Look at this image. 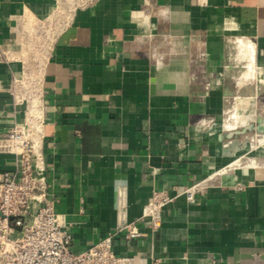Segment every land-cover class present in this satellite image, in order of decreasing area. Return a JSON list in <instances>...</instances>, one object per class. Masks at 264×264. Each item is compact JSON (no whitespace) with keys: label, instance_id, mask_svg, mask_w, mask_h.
Listing matches in <instances>:
<instances>
[{"label":"crops","instance_id":"obj_1","mask_svg":"<svg viewBox=\"0 0 264 264\" xmlns=\"http://www.w3.org/2000/svg\"><path fill=\"white\" fill-rule=\"evenodd\" d=\"M239 38L254 43L261 87L264 0H0V131L25 115L15 79L38 75L42 161L76 250L123 216L142 234H116L131 264H264V160L241 165L225 144ZM17 163L0 145V173ZM205 178L160 229L142 218L154 190Z\"/></svg>","mask_w":264,"mask_h":264},{"label":"built area","instance_id":"obj_2","mask_svg":"<svg viewBox=\"0 0 264 264\" xmlns=\"http://www.w3.org/2000/svg\"><path fill=\"white\" fill-rule=\"evenodd\" d=\"M205 56V55H204ZM12 94L16 105H25V115L0 131V145L17 156L14 169L0 173V264H131V258L116 253V234L126 237L142 234L135 221L123 216L117 229L86 249L76 250L71 225L55 206L49 192L40 128L44 120L41 78L31 71L16 78ZM209 186L201 179L184 191L172 193L156 189L146 199L142 218L150 219L158 230L165 207L179 197L189 203ZM37 198L34 206L32 200Z\"/></svg>","mask_w":264,"mask_h":264},{"label":"rangeland","instance_id":"obj_3","mask_svg":"<svg viewBox=\"0 0 264 264\" xmlns=\"http://www.w3.org/2000/svg\"><path fill=\"white\" fill-rule=\"evenodd\" d=\"M242 47L238 40L230 43L231 59L234 62L231 66L234 70V80L229 84L231 94L228 99V105L237 112V117H234L233 120L237 119L238 124L233 134H231V130L226 132L225 144L226 148L229 149L230 160L240 159L237 163L245 165L252 159L259 162L264 160V154L261 153L264 150V132L260 129V121L264 120V91H262L264 86L262 87L261 85L260 87L255 77L247 80L248 87L237 84L236 81L242 77V71L248 62ZM247 90L256 93V97L254 95L248 97L249 92ZM228 116L229 113H225V120ZM246 123L249 124L246 125ZM226 129L229 130L228 128ZM252 165L257 166L258 163L253 162Z\"/></svg>","mask_w":264,"mask_h":264},{"label":"bare ground","instance_id":"obj_4","mask_svg":"<svg viewBox=\"0 0 264 264\" xmlns=\"http://www.w3.org/2000/svg\"><path fill=\"white\" fill-rule=\"evenodd\" d=\"M238 42H240V44L243 46L242 51H244L245 58L248 59V62L245 65V69L242 71V77H240L236 82L240 86L242 85L243 87H248L247 80L253 79L254 77L257 79H263V77L260 76L261 74H258V71L256 69V63H255L256 48L254 47V43L252 41L245 40L243 38H239ZM260 84L264 86V82H261ZM250 95H254V94H250ZM228 113H229V116L226 118L224 122V126L228 128L229 130H234L238 124L237 119L233 120L234 117H237L236 116L237 112L234 111L233 108H231ZM260 129L261 131L264 132V120L261 122ZM34 199H37V198H34Z\"/></svg>","mask_w":264,"mask_h":264}]
</instances>
